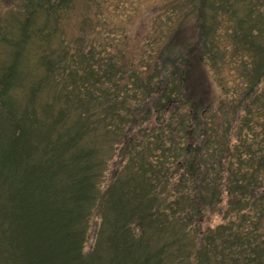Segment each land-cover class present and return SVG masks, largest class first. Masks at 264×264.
Returning a JSON list of instances; mask_svg holds the SVG:
<instances>
[{
  "label": "trees",
  "instance_id": "obj_1",
  "mask_svg": "<svg viewBox=\"0 0 264 264\" xmlns=\"http://www.w3.org/2000/svg\"><path fill=\"white\" fill-rule=\"evenodd\" d=\"M160 1L135 61L117 0L71 31L77 0H5L0 264H264V0ZM187 20L216 104L184 95L166 48Z\"/></svg>",
  "mask_w": 264,
  "mask_h": 264
},
{
  "label": "rangeland",
  "instance_id": "obj_2",
  "mask_svg": "<svg viewBox=\"0 0 264 264\" xmlns=\"http://www.w3.org/2000/svg\"><path fill=\"white\" fill-rule=\"evenodd\" d=\"M87 0H77L76 10L71 14V24L69 26L70 31L72 26L76 25V22L85 15L88 11L85 7V2ZM120 4H123L124 9L121 8L117 16L108 13V19L118 22L121 25H125L127 30V43L125 48L127 50V59L137 60L139 54L144 50V44L146 43V38L149 39V33L153 27V19L155 18V13L161 7L160 0H117ZM5 0H0V12L2 8L4 9ZM116 2L112 1L111 7H113ZM85 7V8H84ZM122 7V6H121ZM121 11L130 12L131 22L127 24L123 21V16ZM176 31L170 36L169 43L166 45L168 52L172 54L182 53L185 55V59L188 61V71L186 74L185 85H184V95L190 98L196 99H209L216 104L219 95V88L215 82L212 72L207 68H203L202 64H199L200 56V45L198 40V33L194 29L193 22L187 20L180 24V26H175ZM167 41V42H168ZM29 68H33L32 58L28 61ZM156 95H154L148 102L147 108H151V103L154 102ZM153 124V120L150 123L144 124L141 119L137 118L136 121L130 126L131 132L135 133L137 130L145 127H149ZM118 162L116 161V164ZM115 164V165H116ZM115 167V166H114ZM111 178V172L108 173L106 182ZM225 203V198L223 204ZM99 218L95 214L90 221V228L88 231L86 243L84 246L85 251H88L94 242L96 229L98 227ZM220 223V216L217 214H207L200 226L203 229L207 227H214Z\"/></svg>",
  "mask_w": 264,
  "mask_h": 264
}]
</instances>
